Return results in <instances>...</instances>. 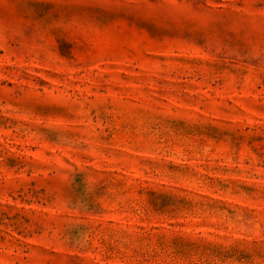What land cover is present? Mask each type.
<instances>
[{
	"label": "rangeland",
	"instance_id": "rangeland-1",
	"mask_svg": "<svg viewBox=\"0 0 264 264\" xmlns=\"http://www.w3.org/2000/svg\"><path fill=\"white\" fill-rule=\"evenodd\" d=\"M0 264H264V0H0Z\"/></svg>",
	"mask_w": 264,
	"mask_h": 264
}]
</instances>
